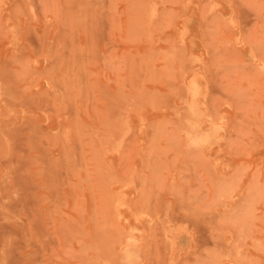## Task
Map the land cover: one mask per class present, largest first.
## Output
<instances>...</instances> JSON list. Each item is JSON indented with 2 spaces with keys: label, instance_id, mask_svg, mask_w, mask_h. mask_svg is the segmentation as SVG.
Segmentation results:
<instances>
[{
  "label": "rangeland",
  "instance_id": "obj_1",
  "mask_svg": "<svg viewBox=\"0 0 264 264\" xmlns=\"http://www.w3.org/2000/svg\"><path fill=\"white\" fill-rule=\"evenodd\" d=\"M130 235L264 264V0H0V264H121Z\"/></svg>",
  "mask_w": 264,
  "mask_h": 264
},
{
  "label": "clouds",
  "instance_id": "obj_2",
  "mask_svg": "<svg viewBox=\"0 0 264 264\" xmlns=\"http://www.w3.org/2000/svg\"><path fill=\"white\" fill-rule=\"evenodd\" d=\"M211 120V118H209ZM222 127L217 123H210L206 139L202 141H189L187 147L192 150H199L211 144L212 140L216 138L222 131ZM140 241L134 236H129L121 250V264H140L139 255Z\"/></svg>",
  "mask_w": 264,
  "mask_h": 264
}]
</instances>
